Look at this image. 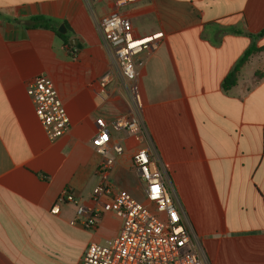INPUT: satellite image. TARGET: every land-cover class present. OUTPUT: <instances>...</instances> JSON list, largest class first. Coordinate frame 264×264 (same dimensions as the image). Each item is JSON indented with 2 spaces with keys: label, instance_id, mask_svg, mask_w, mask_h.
<instances>
[{
  "label": "crops",
  "instance_id": "0c3cea01",
  "mask_svg": "<svg viewBox=\"0 0 264 264\" xmlns=\"http://www.w3.org/2000/svg\"><path fill=\"white\" fill-rule=\"evenodd\" d=\"M0 0V264H81L91 242L117 236L121 220L104 213L96 229L78 224L75 204L51 209L66 188L92 206L102 161L92 147L96 119L129 112V99L98 30L119 11L135 36L163 32L155 51L136 58L153 146L205 264H264V34L229 90L223 82L264 31V0ZM34 18L51 20L52 29ZM60 33V32H59ZM62 34V33H61ZM112 81L103 86L101 77ZM49 77L70 117L51 139L27 86ZM112 181L140 186L133 154L144 143L124 131Z\"/></svg>",
  "mask_w": 264,
  "mask_h": 264
},
{
  "label": "built area",
  "instance_id": "2783aa9c",
  "mask_svg": "<svg viewBox=\"0 0 264 264\" xmlns=\"http://www.w3.org/2000/svg\"><path fill=\"white\" fill-rule=\"evenodd\" d=\"M88 1L98 3L102 0ZM135 1L117 0L116 6L124 8ZM98 30L128 95L129 112L111 121L102 117L96 119V132L91 143L102 161L96 171L98 182L92 191V206L81 204L72 190L66 188L51 212L58 213L61 204H75L79 220L72 224L88 230L97 228L104 213H113L121 220L117 236L103 243L87 245L81 264H205L200 240L184 219L145 120V100L136 58L144 51L158 49L164 33L135 36L131 21L119 11L101 17ZM111 81L110 73L100 80L103 86ZM27 94L51 139L62 137L70 130V117L49 77L41 74L35 78L28 84ZM111 131H124L135 141L144 143L133 154L132 166L145 203L112 181L116 158L125 148L121 142L111 143Z\"/></svg>",
  "mask_w": 264,
  "mask_h": 264
},
{
  "label": "trees",
  "instance_id": "16d2710c",
  "mask_svg": "<svg viewBox=\"0 0 264 264\" xmlns=\"http://www.w3.org/2000/svg\"><path fill=\"white\" fill-rule=\"evenodd\" d=\"M33 22H39L40 24L43 25V27L46 28H52L50 26L51 20H43L42 18H34L32 19ZM64 41L65 44L69 45V40L66 38L64 34H61L58 32L57 29L52 28ZM264 34V31H262L258 35L251 36L252 37V44L250 47L246 50L244 55L239 59L233 70L228 74V76L225 78L223 82V89L224 90H229L232 87H234L237 84L238 81V73L241 70V68L247 63V61L250 59L251 55L254 54L255 52L260 51L258 47L255 45V40L262 36Z\"/></svg>",
  "mask_w": 264,
  "mask_h": 264
},
{
  "label": "rangeland",
  "instance_id": "374dc122",
  "mask_svg": "<svg viewBox=\"0 0 264 264\" xmlns=\"http://www.w3.org/2000/svg\"><path fill=\"white\" fill-rule=\"evenodd\" d=\"M166 171V170H165ZM133 196L138 199L140 202H144L145 203V199L143 197V194L141 193V191L139 189H137L134 193ZM55 264H74L72 260L70 259H57Z\"/></svg>",
  "mask_w": 264,
  "mask_h": 264
},
{
  "label": "water",
  "instance_id": "95a60500",
  "mask_svg": "<svg viewBox=\"0 0 264 264\" xmlns=\"http://www.w3.org/2000/svg\"><path fill=\"white\" fill-rule=\"evenodd\" d=\"M59 32L62 33V34H64L66 32L65 27L64 26H61L59 28Z\"/></svg>",
  "mask_w": 264,
  "mask_h": 264
}]
</instances>
